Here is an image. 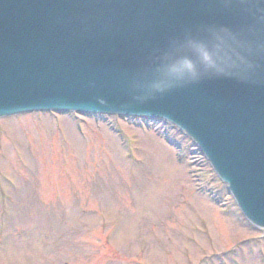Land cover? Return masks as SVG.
Returning a JSON list of instances; mask_svg holds the SVG:
<instances>
[{"label":"water","instance_id":"obj_1","mask_svg":"<svg viewBox=\"0 0 264 264\" xmlns=\"http://www.w3.org/2000/svg\"><path fill=\"white\" fill-rule=\"evenodd\" d=\"M161 120L264 231V0H0V119Z\"/></svg>","mask_w":264,"mask_h":264},{"label":"rangeland","instance_id":"obj_2","mask_svg":"<svg viewBox=\"0 0 264 264\" xmlns=\"http://www.w3.org/2000/svg\"><path fill=\"white\" fill-rule=\"evenodd\" d=\"M82 116L0 119V264H264V231L192 141Z\"/></svg>","mask_w":264,"mask_h":264}]
</instances>
